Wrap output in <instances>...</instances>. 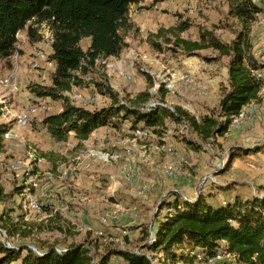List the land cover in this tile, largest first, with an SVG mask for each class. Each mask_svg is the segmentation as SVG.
I'll return each mask as SVG.
<instances>
[{"label":"trees","instance_id":"16d2710c","mask_svg":"<svg viewBox=\"0 0 264 264\" xmlns=\"http://www.w3.org/2000/svg\"><path fill=\"white\" fill-rule=\"evenodd\" d=\"M141 1L0 0V59L11 62L21 31L27 29V36L33 42L42 39V24L51 31L50 60L55 63L51 84H36L31 91L37 98L63 101L59 112L41 120L43 129L56 141L67 142L72 133L75 138L85 140L98 128H120L126 123L132 129L145 128L162 138L166 119L179 125L184 117L189 130L210 142L225 136L235 116L251 102L260 100L263 82L256 72L264 68V63L254 53L252 32L263 8L255 0H225L229 6L228 15L240 25L230 41L223 40L215 29L205 26L199 28L197 39L182 37L181 33L192 25L189 19L160 28L156 34L158 39L163 37L165 42L174 44L173 48L190 55L202 56L201 50L213 48L220 57L229 58L228 85L222 91L219 104L209 108L200 119L181 107H175V112L165 106L142 111L120 104L119 93L104 81L93 82L96 88H91L107 95L111 100L109 106L88 109L73 103L66 93L74 85L91 86L86 77L97 63L119 56L128 46L126 33L134 27L130 9ZM84 41H87L86 48L82 45ZM153 43L162 50L160 43ZM216 58L204 57L210 61ZM138 96L148 97V93ZM10 128V124L0 123V155L6 150L4 135ZM186 143L194 147L199 145L190 139ZM258 152H264V141L253 146L229 147L228 167L236 158ZM235 185L229 188L230 192ZM24 186L16 184L7 189L1 184L0 173V202L22 194ZM220 186V190L226 191L227 188ZM31 190L35 192V188ZM41 206L44 210L45 205ZM161 211L164 213L160 218ZM156 218V226L153 224L141 231L142 244L138 252L128 248L111 250L96 260L92 249L84 243L62 247L63 252L56 250L59 246L52 245L44 251L38 249V253L28 245L7 247L0 240V264H111L112 257H122L126 264H203L220 252L233 254L239 264H264V195L256 189L252 193L237 192L225 200L214 197L211 192L201 191L195 197L185 198L174 191L161 201ZM11 226L17 230V223L12 221L9 212L3 214L0 227L10 231ZM151 228L153 241L149 240ZM21 232L23 236L30 233ZM145 249L152 253L143 251Z\"/></svg>","mask_w":264,"mask_h":264},{"label":"rangeland","instance_id":"374dc122","mask_svg":"<svg viewBox=\"0 0 264 264\" xmlns=\"http://www.w3.org/2000/svg\"><path fill=\"white\" fill-rule=\"evenodd\" d=\"M255 1L263 8V11L258 15V19L253 24V42L259 60L264 63V0ZM228 9V3L225 0H174L172 3L166 2L165 0H143L139 4L131 6L130 14L134 20V27L126 33L128 46L119 56H113L105 61L97 63L86 77V81H90L91 86L85 85L78 87L82 93L89 97V101H78L71 96L70 99L76 105L88 106L93 109L109 106L111 104L110 98L98 90H94L96 87L93 82L104 81L111 84L114 90L119 93L120 104L134 106L142 111H147V101L150 99L157 100L163 98L171 105L181 107L189 114L200 119L203 114L208 112L209 108L211 109V107H216L219 104L222 91L226 87L229 59L225 56L220 57L213 48L201 50L200 53L202 56L187 54L181 49L176 50L173 48L174 44L165 42V38L162 37L158 39L156 34L160 28H169L179 24L181 20L189 19L192 25L188 30L181 33L182 37L197 39L199 28L205 26L209 29H215L217 35L223 40H231L235 36L234 31L239 30L240 25L238 21H235L232 17L227 15ZM40 32L43 36L38 42L29 40L27 29L18 34L16 52L19 56L27 53V49L32 51L44 49L48 53L50 52L51 31L49 27L45 23L42 24L40 26ZM172 40H174V37H172ZM153 41L160 43L162 45V50H159ZM82 45L86 48L87 41H84ZM31 55H33V53H31ZM204 57L218 58L210 61L209 59H204ZM12 58L13 56L10 59ZM0 64V73H6L12 68L11 62L7 60L0 59ZM142 68L148 71L142 70ZM124 69L132 77L131 80H127L121 74V71ZM29 70H31L29 73L31 77L36 75L40 77V79L42 77V71L45 70L44 74H46L45 77L47 78L51 73V68L49 66L34 70L31 65H29ZM183 72H188L192 75V84L184 85L180 81H173V91H166L164 87L159 89L156 88V83H163L164 80H173L174 73ZM202 72L206 74L207 79L200 77ZM214 75H216L218 79L216 84L217 89L213 92L209 81L213 79L212 76ZM37 81H40V83ZM36 84L45 85L46 81L34 78L28 82L27 79L25 85L21 87L17 96L19 94L22 95L21 91L25 92L24 95H26V97L28 96V101L25 99L24 104L35 103L40 100V98H36L31 91V87ZM201 89H207L209 94L206 96L199 94ZM143 92L148 93V97L138 96ZM67 94L68 92L66 95ZM43 99H45L47 108L45 113L41 114L42 119L47 115L57 113L61 110L63 105L62 100H53L49 97H44ZM257 103L258 112L256 118L254 121L246 124L244 131L241 129V131H235L228 136H218L210 142L202 140L192 130L183 129V127L171 123L170 118L166 119L165 124H167V126L165 131H162V138L151 132L150 136L145 140H134L133 142L148 144L151 148H154V146H161L164 141L170 142L173 143L182 156L185 157V160H180L177 163L179 173L171 178H165L164 174L165 165L169 163L171 159L168 157L165 161L161 153L156 154V157L153 158L154 152L148 150L152 154V157L148 158V160H146L147 162H142V164L148 162L152 163L155 170L151 171L156 174V176L150 173L148 174L146 169H143L141 165L135 162L136 160L132 161V159L128 161L132 163L133 167L137 170L138 177L142 176L144 181L149 182L150 180L155 181L159 179L162 182L159 193H154L149 189L148 185L142 184L141 188H148V198L152 200L151 208L147 210L153 211L155 208L154 210L157 213L161 201L168 198L174 191H178L186 197H195L201 191L206 194L211 192L214 197L221 200L228 199L235 195L233 191H229V188L233 187L235 184L241 185L238 190L241 189L243 193H252L254 189L260 191L264 187V183L261 182L264 180V156L254 155L252 158H246V156L239 157L236 158L229 167L227 163L229 147L237 144L253 145L257 143V141L264 140V98L261 97ZM2 105L3 104H0V123L11 121L12 133H14L16 137L25 139V141L20 143H14L13 141H8L9 139H5L6 150L0 156L1 184L5 185L8 189H11L16 184L25 185L24 187L27 189L25 190V194L14 195L10 200L0 202V217L9 212L12 221L17 223V230L14 226L10 227V231L6 229L7 233L14 239L15 244L18 246L32 245L44 251L52 245L62 248L71 244L84 243L92 249V254L96 260L111 250L122 249L120 247L131 250L139 248L140 241L136 243L134 239L128 240L126 236L122 234L124 229L129 231L134 228V226H130L129 223L133 214L131 213L133 212V207L140 204H142L143 207L146 206L145 202H143L144 200L142 201V198L138 197L136 193L138 189L135 184L129 187L135 188V190L132 189L133 192L121 193L120 196L117 197V200H115V202H118L129 210L128 214L122 215L121 221L117 219V222L111 224L103 223L97 218L96 212L94 213L88 205V199H84L83 201L80 200L79 202L75 199L70 201L65 200L68 206H70L67 208L69 213L61 209L53 211L49 205L45 206L44 210L42 209L40 212L22 207L23 205L25 206V203L31 197L37 198V196L33 195L34 193L31 192V189H36L37 186H35L34 181L30 179L32 171L27 170L26 165L31 159L29 152L32 147L37 149L38 154L44 151L49 152L52 148L48 147V145H43L42 147L41 144L42 140L46 142L51 141V137L41 126L42 119L36 118L30 128L19 127L13 119V114L4 115V112L1 110ZM8 109L11 108L8 107ZM5 113H7V111ZM8 119L11 120L7 121ZM256 125H258V129L260 130L258 131L259 135H256V132H252V128H255ZM125 126L129 127V124L126 123ZM118 133L126 137L130 135L133 136L131 132ZM41 138L42 140H40ZM187 139L199 145H195L196 147H194L193 144L188 145L186 143ZM93 144L97 145V140H95ZM157 159L159 160L157 161ZM224 159L225 162L223 163ZM16 161L21 164L19 176L16 175L12 167V164ZM30 163H32V161ZM157 164L159 166H156ZM218 174L221 175L217 176ZM118 178L121 183L126 185L132 182L123 180L121 177V168ZM205 178H207L208 181L203 182ZM136 182L137 181H134L133 183ZM152 182L153 181H150V183ZM220 185L227 188L224 193L220 192ZM74 190L77 191V189ZM234 190L237 189L234 188ZM103 195H96V201H101V196ZM77 196L78 194L75 197ZM107 197L108 196L104 195L103 200L107 199ZM42 205L44 204L42 203ZM106 211V206L103 207L102 211L99 210V212L102 213ZM163 213L164 211H161L160 218ZM82 219H86L87 221H82ZM10 224L12 225L11 222ZM124 224L125 226H123ZM144 225V229L153 226L148 219ZM87 226L104 230L105 236H96L91 231L87 230ZM112 226L119 227L117 232L121 234L120 236L111 235L109 227ZM21 231H25L27 234L30 233L28 236H23L24 233ZM110 236L115 238L118 237L119 241L111 239L105 240V237L109 238ZM0 240L4 243V238L1 234ZM128 243L131 245L128 246ZM143 251L150 254L152 253L148 251V249ZM112 261H114V259H112ZM111 264H126V262L123 263L118 261L112 262ZM214 264L239 263L233 256L225 255L222 260Z\"/></svg>","mask_w":264,"mask_h":264},{"label":"crops","instance_id":"0c3cea01","mask_svg":"<svg viewBox=\"0 0 264 264\" xmlns=\"http://www.w3.org/2000/svg\"><path fill=\"white\" fill-rule=\"evenodd\" d=\"M227 15H228V12H227ZM233 19L237 21V19L235 18ZM234 34H235V31H234ZM225 41H230V40H225ZM215 51L218 54V51L217 50ZM26 52L27 53L19 57V60L21 61V63L19 64L21 87L25 85V81H27V79L29 82V80H33L34 78H38L39 80H42V79L45 80L46 81L45 85L51 84V75L53 73V69H51V73L49 74L48 78L45 77L46 75L44 74L45 70L42 71L41 79L40 77L36 75L34 77H31V74H29L31 72V70H29V60L32 57L31 53H34L35 51L27 49ZM49 53H52L51 46H50ZM254 53L258 57V54L255 51V48H254ZM228 65H229V60H228ZM228 71L229 69L227 66L226 85H228V79H229ZM200 77L207 79L206 74H204V72L200 74ZM212 78L213 79H210L209 82H210L211 89L214 92L217 89L216 84H217L218 77L214 75L212 76ZM37 82L40 83V81H37ZM85 90H88V89H85ZM21 94L22 95L20 94L18 95V101H20L21 103H25L24 102L25 99H27L28 101V96L26 97V95H24L25 92L21 91ZM85 107L88 109H93L88 106H85ZM245 126L240 129L238 128L230 129V131L226 133V136L231 135L235 131L239 132L241 131V129H243L244 131ZM258 131H260L258 129V125H256L255 128H252V132H256V135H259ZM119 135L120 133L114 130L113 132L104 135L99 144L101 149L115 153L118 156V158L114 160L112 163L107 164V165L98 162L92 168H89V169H85L83 164L81 162L75 161L74 158L86 146L91 145L93 144V142H95V140H98L96 138L95 133H92L90 137L85 140H80L78 138L73 137L74 133H72L70 136V139L67 142L56 141L51 136H50L51 141L49 142L43 141L41 138L40 140H42V144H41L42 147L43 145L45 146L48 145V147L52 149H50L49 152L44 151V152L39 153V155L44 158L43 162L33 163L34 169L32 171V175L30 176V179L34 180L37 183V187L33 195L37 196V198H39L45 206L49 205L50 208L53 209V211H58L59 209H61L63 211L66 210V213H69L67 208L70 206H68L65 200L70 201V200L75 199L77 202H79L80 200L83 201L84 199H88L89 207H91L94 213L96 212V216L97 218H99L100 221L106 224H111L113 222L115 223L117 222V219L118 221L119 220L121 221L122 217L113 218L110 214L111 209L114 207L115 204L118 203V202H115V200H117V197L120 196L121 193L133 192L132 189L135 190V188L133 187L129 188V187L133 186L134 184L139 190L143 183L144 185H148L149 189L153 191L154 193H159V191L161 190V185H162V182L159 179L155 181L150 180V181H153L152 183H150V181L149 182L144 181L142 176L137 177L132 182H130V184L128 185L123 184L118 178V176H120L121 165L133 159L132 161L136 160L135 162L138 165H141L143 169H146V172H148V174L150 173L151 175L153 174L156 176V174H154L151 171V170H155V168L152 166V163L148 162V163L142 164V162L144 161L147 162L146 160H148V158L145 156L144 151L152 150L151 152H154L153 158L156 157V154L158 153L163 154L164 156L163 159H165V161L168 159V157L165 155V153H163L157 148L158 146H154V148L153 147L151 148L148 144L133 142L134 138L131 135L127 137L125 135H120L121 136L120 137ZM8 141H13L14 143H17L18 139L12 138V139H9ZM259 142H262V141H257V143ZM253 145H242V146H253ZM144 146L146 147V150L144 149ZM233 146H236V145H233ZM10 150H13V149H10ZM254 155L264 156L263 152H258V153L249 154L246 156V158H252ZM158 160L159 159H157V161ZM156 166H159V165L157 164ZM62 172H67L68 177L65 179L62 178L60 175ZM49 175H53V178L49 179ZM220 175L221 174H218L217 176H220ZM134 181H137V182L133 183ZM261 182L264 183V180ZM240 186L235 185L237 190L232 189L231 191H233L235 194L237 192H242L241 189L238 190ZM74 189H77V191ZM25 190L27 189L24 188V192L22 194H25L26 192ZM224 191L225 190H220L221 193H224ZM260 192L262 193V195H264V187L260 190ZM96 193H99V194H96ZM136 193L138 195V191ZM77 194L78 196L75 197ZM103 194L105 196H108L107 199L103 200L104 199ZM96 195H103L101 196V201H96L97 199L95 198ZM113 197L116 199H114ZM138 197L142 198L139 195ZM142 201L145 202L146 204L145 207H143V205L140 204L138 206L135 205L132 209L133 212L131 213L133 214L129 220V223H130V226L132 225L134 226V228L130 229L128 236H126V239L128 240L134 239L136 243L140 241V245L142 244V240H141L142 232L141 231L144 229V226H145L144 224L145 222H147V219L150 220V223L152 225L154 224L156 226L158 224V218H156V211L154 210L155 208L153 209V211L147 210L151 208L152 200L149 198L147 199L142 198ZM104 206H106L107 211L103 213L99 212V210L100 211L103 210ZM82 221H87V220L82 219ZM83 226H86V225H83ZM123 226H125V224ZM117 229H119V227H115V226L109 227L111 235L120 236L121 234L117 232ZM107 239L119 241L118 237L115 238L113 236L112 237L110 236L109 238L105 237V240ZM127 245L130 246L131 244L128 243ZM120 248L125 249V247H120ZM112 259H114V261H112ZM112 259H111V263L118 262V261L123 262V263L125 262V260L122 257H113Z\"/></svg>","mask_w":264,"mask_h":264},{"label":"built area","instance_id":"2783aa9c","mask_svg":"<svg viewBox=\"0 0 264 264\" xmlns=\"http://www.w3.org/2000/svg\"><path fill=\"white\" fill-rule=\"evenodd\" d=\"M166 2L172 3L174 0H165ZM52 40V36H51ZM51 42V41H50ZM51 45V43H50ZM19 55L17 52L13 55V59L11 60L12 63V68H10L6 73H0V104H3L1 107V110L4 112V115L7 116L8 114H13V119L16 123L17 126L19 127H24V128H30L32 126L33 121L37 119H42L41 114L45 113V110L47 108L45 104V99L40 98L35 103H30V104H24L18 101V92L21 89V83H20V73H19V64L21 61L19 60ZM29 65H31L32 69L38 70L40 68L49 66L51 69H55V63L50 60V53L45 51L44 49H38L36 50L32 57L29 60ZM1 66V64H0ZM1 68V67H0ZM142 70H147L142 68ZM148 71V70H147ZM121 74L127 79L131 80L132 77L130 74L124 69L121 71ZM257 77L262 80L263 82V87L260 92V97L264 98V71L258 70L256 72ZM174 79L173 80H164L163 83H156V88H161L164 87L167 91H173L174 84L173 81H180L184 85H190L193 82V77L190 73L188 72H183V73H174L173 74ZM199 94L206 96L209 94L207 89H201L199 91ZM69 97L71 96L73 99L82 101V102H87L89 101V97L86 96V94L82 93L78 87L75 85L73 86L72 90L68 92L67 94ZM123 103V101H122ZM10 105V106H9ZM11 109H8V107ZM157 106H165L168 107L172 111H176V106L171 105L168 103V101L161 99H150L146 103V109L150 110L152 108H155ZM7 111V113H5ZM258 112V103L257 101H253L250 104H248L235 118L233 119L231 126L229 128H242L244 127L247 123L252 122L255 120L256 115ZM11 119H8L9 121ZM8 124H11V121L6 122ZM179 126L183 127V129H188V121L184 117L181 119ZM116 130L117 132H131L134 136V140H139V139H147L151 131L145 128H137V129H132L129 127H126L123 125L120 128H113V127H101L98 128L94 133L96 135L97 140V145L92 144L86 146L79 154H77L74 158L75 161L81 162L85 169L92 168L96 163H102V164H110L114 160L118 158V156L115 153L103 150L98 146L101 142V139L104 135L109 134ZM228 131V132H229ZM5 139H12L16 138L18 139V142H23L25 141L24 138L16 137L14 133H12V128H10L4 135ZM22 140V141H21ZM159 150H161L167 157H169L171 160L169 163L165 165L164 169V174L166 178H171L176 176V174L179 173V168H178V161L180 160H185V157L182 156L180 151L175 147L173 143L166 142L161 144V146L157 147ZM144 149L146 150V147L144 146ZM145 156L147 158H151L152 154L149 151H144ZM30 161L26 163L27 165V170L33 171L34 162L41 163L44 161V158L40 156L37 152L36 148H31L30 150ZM2 155V154H1ZM0 155V156H1ZM32 161V163H30ZM225 162V159L223 160V163ZM12 167L14 171L16 172V175L19 176L20 174V168L21 164L16 161L12 164ZM62 178H67L68 173L67 172H62L61 174ZM121 177L123 178L124 181H133L138 177V172L137 170L133 167V165L130 162H125L121 165ZM53 175H49V179H52ZM34 181V180H33ZM208 181L207 178L204 179L203 182ZM34 185L37 186V183L34 181ZM138 195L142 198L147 199L149 197L148 192L146 187H142L138 190ZM185 198H187L185 195H183ZM42 203L38 198L31 197L26 203H25V208H28L30 210H34L37 212H40L42 210ZM129 210L126 209L124 206L120 205L119 203L115 204L114 207L111 209V216L113 218L121 217L122 215L128 214ZM88 231H91L93 234H95L98 237H104L105 232L102 229H94L91 226L86 227ZM0 233L4 238V244L7 247H14L18 248L17 245L15 244L14 240L10 238L9 234L7 231L3 228L0 227ZM123 235H128L129 231L127 229H124L122 231ZM150 241H153V233H152V228L150 229ZM30 247L40 253V251L35 247L30 245ZM56 250L58 252H63L65 251L64 248L56 247ZM137 252L139 251L138 249L136 250ZM227 256H233L231 253H226V252H220L217 255L209 258L206 262L203 264H214L220 260L223 259V257Z\"/></svg>","mask_w":264,"mask_h":264}]
</instances>
